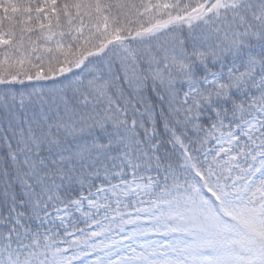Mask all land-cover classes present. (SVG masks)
<instances>
[{
	"label": "snow or ice",
	"instance_id": "6c2138e0",
	"mask_svg": "<svg viewBox=\"0 0 264 264\" xmlns=\"http://www.w3.org/2000/svg\"><path fill=\"white\" fill-rule=\"evenodd\" d=\"M0 264H264V0H0Z\"/></svg>",
	"mask_w": 264,
	"mask_h": 264
}]
</instances>
